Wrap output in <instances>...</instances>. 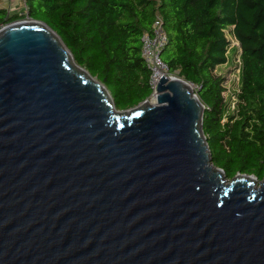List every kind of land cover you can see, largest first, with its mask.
I'll return each instance as SVG.
<instances>
[{"label": "water", "instance_id": "95a60500", "mask_svg": "<svg viewBox=\"0 0 264 264\" xmlns=\"http://www.w3.org/2000/svg\"><path fill=\"white\" fill-rule=\"evenodd\" d=\"M163 74L117 109L47 24L0 26V264H264V176L214 165Z\"/></svg>", "mask_w": 264, "mask_h": 264}, {"label": "trees", "instance_id": "16d2710c", "mask_svg": "<svg viewBox=\"0 0 264 264\" xmlns=\"http://www.w3.org/2000/svg\"><path fill=\"white\" fill-rule=\"evenodd\" d=\"M157 16L168 36L159 55L167 73L190 82L205 105L212 162L228 179L237 172L262 179L264 0H25L21 13L0 7V26L24 17L47 24L122 110L151 94L140 49ZM230 51L237 80L227 94L221 67Z\"/></svg>", "mask_w": 264, "mask_h": 264}, {"label": "built area", "instance_id": "2783aa9c", "mask_svg": "<svg viewBox=\"0 0 264 264\" xmlns=\"http://www.w3.org/2000/svg\"><path fill=\"white\" fill-rule=\"evenodd\" d=\"M22 1L25 5V0ZM167 41L168 36L163 28L162 20L159 16H157L152 23L151 30L144 32L141 36L140 54L150 69L149 83L152 89L151 94L147 99H153L155 86L160 76L168 74L167 66L159 57L160 51L164 48Z\"/></svg>", "mask_w": 264, "mask_h": 264}, {"label": "rangeland", "instance_id": "374dc122", "mask_svg": "<svg viewBox=\"0 0 264 264\" xmlns=\"http://www.w3.org/2000/svg\"><path fill=\"white\" fill-rule=\"evenodd\" d=\"M20 8L16 13H21L23 12V10H25V5L24 2H20ZM25 18V17H24ZM233 44L237 45V42L235 40H233L232 42ZM228 57L230 58L228 63H225L224 65H222L221 67V72L224 73V76L226 77V92L227 94L229 93L230 90H233V88L235 87V83H236V69H231L229 71V69L233 66L234 61H232V57H233V52L230 51L228 53Z\"/></svg>", "mask_w": 264, "mask_h": 264}, {"label": "crops", "instance_id": "0c3cea01", "mask_svg": "<svg viewBox=\"0 0 264 264\" xmlns=\"http://www.w3.org/2000/svg\"><path fill=\"white\" fill-rule=\"evenodd\" d=\"M22 0H0V7L5 8L8 13H15L20 8ZM19 7V8H18Z\"/></svg>", "mask_w": 264, "mask_h": 264}]
</instances>
